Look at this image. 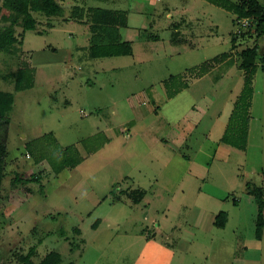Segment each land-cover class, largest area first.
<instances>
[{
    "label": "rangeland",
    "instance_id": "rangeland-1",
    "mask_svg": "<svg viewBox=\"0 0 264 264\" xmlns=\"http://www.w3.org/2000/svg\"><path fill=\"white\" fill-rule=\"evenodd\" d=\"M64 5V18L34 15L41 34L16 24L18 43L0 51V91L14 96L0 264H24L33 247L35 263L56 251L62 264H264L248 188L264 189V55L229 139L243 143L247 117V149L222 143L245 84L239 53L255 44L239 39L240 20L209 0ZM92 9L127 12L120 33L133 56L90 57L81 19ZM205 63L202 78L190 73ZM24 65L37 69L34 87L17 92L11 75ZM68 148L80 165L57 173ZM134 189L145 191L137 205ZM221 212L225 228L215 226Z\"/></svg>",
    "mask_w": 264,
    "mask_h": 264
},
{
    "label": "trees",
    "instance_id": "trees-1",
    "mask_svg": "<svg viewBox=\"0 0 264 264\" xmlns=\"http://www.w3.org/2000/svg\"><path fill=\"white\" fill-rule=\"evenodd\" d=\"M220 7H223L229 12L234 13L236 20H242L245 18L251 19L253 23H256L254 30L247 29L239 39L242 42L254 40L253 47H248L239 53V69L245 74V84L241 95L237 101V106L231 116V124L228 126L225 135L222 138V143L233 147L240 148L242 151L247 149L248 145V125L247 117L246 123L242 130L241 138L243 143H230L229 139L232 136L233 125L232 123L237 118L239 110L244 108L247 112L250 108V100L254 93L253 78L258 69V61L263 59L264 49L259 42L264 39V7L258 0H241L239 3H227L225 0H209ZM69 9L64 5V0H4L0 5V23L2 17L9 21V25L3 27L0 30V51H6L9 48L14 47L18 43V38L15 36L14 27L20 23L23 32L34 31L39 34L38 30L39 21L34 16L37 13L45 16L48 19L52 18H64L67 15ZM72 13L75 15L73 9ZM15 14L14 17L10 15ZM71 15V19L73 18ZM235 20V21H236ZM81 22L89 24L91 32V47L90 57L92 59H103L113 57H126L133 56V46L129 41H125L120 33L121 28L128 27V14L125 11H113L105 9H92L89 11V15L86 21L81 19ZM174 44L187 43L184 39L175 38ZM233 47L236 48L241 44L237 41V38L232 39ZM229 57V54L222 55L220 60H224ZM216 61L218 59L216 58ZM25 67L19 68L16 73L12 74L15 82V90L25 91L34 87L36 69L24 65ZM207 67V68H205ZM212 66L208 63L203 66L196 67L190 70V73H195L194 77L202 78L206 75ZM185 88L187 85L184 86ZM180 90V89H179ZM176 91L175 94L180 91ZM174 93L169 97H173ZM14 105V96L11 93L0 91V194L2 190V184L5 178V160L8 156V132L10 126V113ZM247 114V113H246ZM68 151H72L71 148L66 150L64 155L63 164L57 168V173H61L67 168H76L80 165V159H72ZM73 153V152H72ZM38 179H36L37 181ZM249 186V185H248ZM249 188V194L253 196L258 206V215L256 219V239L262 240L264 230V189L259 187ZM130 196L134 203H139L143 197L144 192L142 190H133ZM236 202V200H235ZM228 222V216L226 213L221 212L216 217L215 226L219 228H225ZM100 221H97L93 227L97 229ZM36 247H33L28 256L23 258L24 264H62V256L56 251L48 253L41 261L35 263L33 256L36 254ZM68 264H75L70 262Z\"/></svg>",
    "mask_w": 264,
    "mask_h": 264
},
{
    "label": "built area",
    "instance_id": "built-area-1",
    "mask_svg": "<svg viewBox=\"0 0 264 264\" xmlns=\"http://www.w3.org/2000/svg\"><path fill=\"white\" fill-rule=\"evenodd\" d=\"M252 26H253V22L251 19L248 18L242 19L239 21L238 33H242L243 31L250 29Z\"/></svg>",
    "mask_w": 264,
    "mask_h": 264
},
{
    "label": "crops",
    "instance_id": "crops-1",
    "mask_svg": "<svg viewBox=\"0 0 264 264\" xmlns=\"http://www.w3.org/2000/svg\"><path fill=\"white\" fill-rule=\"evenodd\" d=\"M263 7H264V6H263ZM177 34H178V33H177ZM185 40H186V39H185ZM258 66H259V65H258ZM33 68L36 69V67H33ZM36 70H37V69H36ZM134 190H136V189H134ZM137 190H140V189H137ZM142 190H143V189H142ZM123 192H124V191H123ZM143 192H145V191L143 190ZM144 197H145V193H144ZM144 197H143V199H144ZM143 199H142V200H143ZM142 200H141L139 203H134V202H133V203L137 205V204H140V203L142 202ZM100 223H101V222H100Z\"/></svg>",
    "mask_w": 264,
    "mask_h": 264
}]
</instances>
